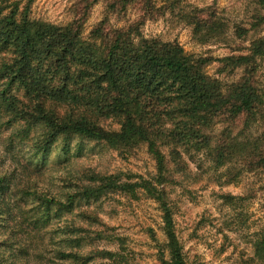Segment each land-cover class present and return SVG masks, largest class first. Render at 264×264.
I'll use <instances>...</instances> for the list:
<instances>
[{
    "label": "trees",
    "instance_id": "obj_1",
    "mask_svg": "<svg viewBox=\"0 0 264 264\" xmlns=\"http://www.w3.org/2000/svg\"><path fill=\"white\" fill-rule=\"evenodd\" d=\"M32 1H0V132H8V152L25 157L12 170L0 162V264H122L121 253L85 249L86 226L102 223L95 212L77 208L141 194L161 213L160 264H188L168 189L174 173L189 172L202 154L224 171L225 184L244 174L264 177V34L235 49L239 55L217 60L220 74L241 73L224 83L207 73L215 59L143 35L145 22L160 12L153 0H106L103 19L89 33L85 25L100 0H77L76 18L66 25L33 18ZM254 2L252 25L237 27L239 39L264 25V0ZM131 8L141 12L138 19L112 24ZM189 20L206 41L223 33L211 16L196 12ZM84 141L121 152L145 147L156 175L81 167L73 159ZM221 199L234 205L246 198ZM251 244L253 255L241 264H264V226Z\"/></svg>",
    "mask_w": 264,
    "mask_h": 264
},
{
    "label": "rangeland",
    "instance_id": "obj_2",
    "mask_svg": "<svg viewBox=\"0 0 264 264\" xmlns=\"http://www.w3.org/2000/svg\"><path fill=\"white\" fill-rule=\"evenodd\" d=\"M10 1L27 3L29 0ZM76 2L33 0L30 9L35 19L66 25L76 18ZM153 4L160 12L156 19L145 22L143 35L147 39L178 43L188 55L215 59L207 67V73L224 83L238 80L241 73L220 74L217 60L239 55L235 49L247 47L254 38L264 34L263 25L259 30H250L242 39L236 35L237 27L250 29L256 10L254 0H153ZM105 11L106 0H100L90 12L86 32L100 23ZM196 12L199 18L211 16L220 24L223 33L210 41L196 34L195 26L189 22ZM140 13L138 9L131 8L124 20H112V24L124 27L138 19ZM261 77L264 85V60ZM110 127L119 129L116 125ZM221 128L218 125L215 131ZM7 136L8 132H0V162L12 170L24 164L25 157L20 151L6 150L4 142ZM82 144L81 156L73 159L81 167L105 174L122 173L146 178L156 175L155 161L145 147L121 152L95 142L84 141ZM55 157L49 158L48 167ZM223 172L222 169H214L201 154L194 163L190 162L189 172L174 173V183L168 188L175 210L177 234L188 264H241V257L253 255V235L264 226V177L244 174L238 183L225 184ZM224 194L246 199L229 205L221 199ZM77 210L95 212L102 223L85 224L91 231L90 235L86 234L85 249L121 253L122 264H160V245L164 244L165 237L161 213L152 199L143 194L138 200L113 195L100 201L82 202ZM92 264L113 263L98 259Z\"/></svg>",
    "mask_w": 264,
    "mask_h": 264
}]
</instances>
